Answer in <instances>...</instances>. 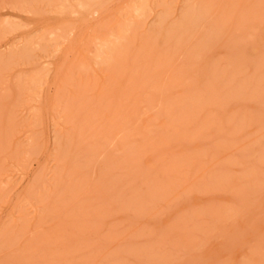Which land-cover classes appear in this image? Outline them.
Returning <instances> with one entry per match:
<instances>
[{
    "label": "rangeland",
    "instance_id": "obj_1",
    "mask_svg": "<svg viewBox=\"0 0 264 264\" xmlns=\"http://www.w3.org/2000/svg\"><path fill=\"white\" fill-rule=\"evenodd\" d=\"M0 264H264V0H0Z\"/></svg>",
    "mask_w": 264,
    "mask_h": 264
},
{
    "label": "bare ground",
    "instance_id": "obj_2",
    "mask_svg": "<svg viewBox=\"0 0 264 264\" xmlns=\"http://www.w3.org/2000/svg\"><path fill=\"white\" fill-rule=\"evenodd\" d=\"M116 40V39H115Z\"/></svg>",
    "mask_w": 264,
    "mask_h": 264
}]
</instances>
